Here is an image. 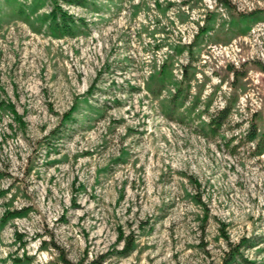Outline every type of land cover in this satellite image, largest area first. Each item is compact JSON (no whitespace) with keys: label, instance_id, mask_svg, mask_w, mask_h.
<instances>
[{"label":"rangeland","instance_id":"obj_1","mask_svg":"<svg viewBox=\"0 0 264 264\" xmlns=\"http://www.w3.org/2000/svg\"><path fill=\"white\" fill-rule=\"evenodd\" d=\"M57 1L74 34L53 35L54 0H0V217L26 207L0 264H53V243L82 264H219L242 236L264 264V146L245 137H264V0Z\"/></svg>","mask_w":264,"mask_h":264},{"label":"trees","instance_id":"obj_2","mask_svg":"<svg viewBox=\"0 0 264 264\" xmlns=\"http://www.w3.org/2000/svg\"><path fill=\"white\" fill-rule=\"evenodd\" d=\"M66 1L68 3H78V4H82L85 3L83 0H63ZM221 3L225 4V0H220ZM263 11V8H258L257 10H253V11H249L248 14H251L250 16L254 17V18H258L260 16V12ZM208 13V12H207ZM49 14L52 17V21H53V30H55L53 35L56 36H60V35H65V34H74L76 32L75 30V24H74V17L72 14H70L69 12H67V10H64L61 5L58 3L57 0H54L53 3V7L51 8ZM213 17L210 18V16H207V22L205 23V25H201L200 26V30L199 32H202L204 30H208V28L210 29V25H209V21L212 19ZM81 23L83 24V19L80 18ZM198 33V32H197ZM190 45V44H188ZM187 45V46H188ZM185 47L183 45L177 46L176 47V52H180L182 50V48ZM167 60L163 61L162 64H165ZM187 66L188 64H185L183 67V75H186V70H187ZM163 69H160L158 71L159 76H162L161 79L158 81L160 82L156 87H151V91L153 92L154 95L159 94V92L161 91V89L164 87V76H163ZM177 95V94H175ZM174 97H177L175 96ZM3 104V103H2ZM1 104V105H2ZM6 106L9 105V109L11 111V113L13 114V118H18V121H22L20 119V116L18 114V112L16 111V109L14 108L13 104H4ZM230 109H231V105L229 103H226L223 107L219 108V110L217 111L216 114H211L209 117V124L211 125V130L216 129V127H219L224 119L228 116V114L230 113ZM72 107L70 109H68L67 111H65L62 116H61V120L67 121L70 120ZM258 127L256 125V123L251 122L249 124V127L246 131L245 137L247 140H255V147H256V152L260 153L263 146H264V137L262 138V136H259L258 133ZM2 172L0 171V177H1ZM197 200L201 203L202 200L200 197L197 198ZM26 207H20L18 209H13V210H6L0 217V223H4L6 222V220L9 217L12 216H18V215H22V213L25 211ZM122 236V234H121ZM252 237L249 236H242L239 238V240L237 241H231V240H227V248L225 250H223V256H222V260L219 264H248L249 263V259L247 258V256L244 254L243 249L250 247L252 245ZM44 241V240H43ZM123 241H124V245L122 246L121 249H119L117 252L120 254H126L129 251H131L134 248V241L131 238V240L128 237H123ZM53 247L56 249V254H57V259L56 261L53 262V264H82V259L75 261H72L71 259L68 258L66 251L64 250V248L58 244L53 243ZM101 263V258L100 259H92L88 262H86L85 264H100Z\"/></svg>","mask_w":264,"mask_h":264}]
</instances>
